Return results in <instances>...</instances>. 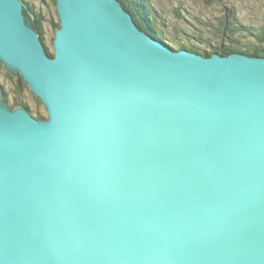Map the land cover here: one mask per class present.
Masks as SVG:
<instances>
[{
    "label": "water",
    "instance_id": "95a60500",
    "mask_svg": "<svg viewBox=\"0 0 264 264\" xmlns=\"http://www.w3.org/2000/svg\"><path fill=\"white\" fill-rule=\"evenodd\" d=\"M53 56L0 0V264H264V57L174 50L119 0H56Z\"/></svg>",
    "mask_w": 264,
    "mask_h": 264
},
{
    "label": "rangeland",
    "instance_id": "374dc122",
    "mask_svg": "<svg viewBox=\"0 0 264 264\" xmlns=\"http://www.w3.org/2000/svg\"><path fill=\"white\" fill-rule=\"evenodd\" d=\"M33 4L37 11L45 16L44 23L46 42L52 47L55 37V30L51 21L58 23L59 16L57 7L53 0H25ZM156 9L160 22L167 25L165 36L174 44H196L201 48H206L207 44L200 45L198 40H203L209 44L220 42L219 37L214 34L220 26L221 18H226V22L233 16L231 10H236L240 15V20L244 25L254 24L257 27L264 25V0H149ZM227 15V16H226ZM205 24V26H203ZM209 27L207 28V26ZM213 30V32L211 31ZM164 31V28H163ZM198 39V40H197ZM202 41V42H203ZM175 47V45H174ZM176 50L179 48L175 47ZM5 70L0 68V76L3 84L10 89V84L6 83ZM12 87V86H11ZM15 87V86H14ZM14 88L12 87V90ZM28 105L36 111L47 116L44 106L38 104L31 91L22 95Z\"/></svg>",
    "mask_w": 264,
    "mask_h": 264
},
{
    "label": "trees",
    "instance_id": "16d2710c",
    "mask_svg": "<svg viewBox=\"0 0 264 264\" xmlns=\"http://www.w3.org/2000/svg\"><path fill=\"white\" fill-rule=\"evenodd\" d=\"M25 1V0H24ZM123 3L124 7L132 14L137 25L147 31L149 34L167 43L172 49L176 50H188L193 53L203 55L205 57H210L213 54H220L222 56H230L234 53H241L251 57H264V25L257 27L254 24L249 26L244 25L241 22L240 15H238L236 10H231L233 16L226 22V18H221L220 26L214 31V34L221 40L215 44H209L206 41L198 40V44L205 45L206 48H201L196 44H174L169 38L165 36V29L167 25L160 22V17L156 9L151 5L149 0H119ZM29 9L36 16V25L38 27L40 37L42 38L45 47L49 55L53 56V49L46 42L44 23L46 18L40 11H37L36 7L30 2L25 1ZM54 6L56 7V0H53ZM227 16V15H226ZM54 30L60 27V21L58 23L51 21ZM205 26V24H203ZM209 25L207 26V28ZM164 28V31H163ZM213 32V30H211ZM175 45V47H174ZM0 68L4 67L0 64ZM5 70V69H4ZM6 83L10 84V89L7 85L3 84L0 76V85L4 90V95L7 102L11 107H16L19 105H24L29 108L34 117L42 119L45 116L36 110H33L28 103L23 100L22 95L29 91L28 86L23 82L22 78H14L8 72H5ZM14 88L12 90V87ZM15 86V87H14ZM38 104L40 102L36 99ZM41 105V104H40Z\"/></svg>",
    "mask_w": 264,
    "mask_h": 264
}]
</instances>
